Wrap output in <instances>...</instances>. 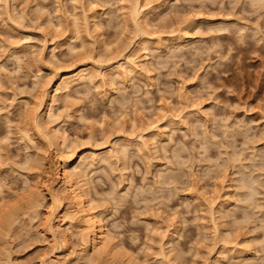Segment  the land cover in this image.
<instances>
[{"label":"rangeland","instance_id":"obj_1","mask_svg":"<svg viewBox=\"0 0 264 264\" xmlns=\"http://www.w3.org/2000/svg\"><path fill=\"white\" fill-rule=\"evenodd\" d=\"M56 135L105 256L50 199ZM0 264H264V0H0Z\"/></svg>","mask_w":264,"mask_h":264},{"label":"bare ground","instance_id":"obj_2","mask_svg":"<svg viewBox=\"0 0 264 264\" xmlns=\"http://www.w3.org/2000/svg\"><path fill=\"white\" fill-rule=\"evenodd\" d=\"M86 78L87 74L85 73V70H79L69 75H62L57 79L53 86L55 87L54 92H58L61 90L68 91L72 84L83 82L86 80ZM44 98L45 94L42 92L37 102L38 104L36 103V109L34 111L35 113H32L33 124L40 131L44 127L41 126L42 123L40 124V127L39 124H37V115H39L40 118L46 117L47 115V118L51 119L49 113H46V111L44 110ZM50 121L53 120L51 119ZM55 140L56 142H53L54 144H50L51 146L53 145V153H51L50 157L47 158V161L51 169L50 180L52 186L57 187L59 189L60 194L54 196L55 192H50V199L52 198L51 201L53 200L57 207L61 206L63 202H66L67 205L70 206L71 209H73L72 211L76 216V222L82 230L81 243L84 247V253L93 252L96 255L105 256L109 254L113 249V243L111 241V238L108 236L107 231L104 229V227L100 224L101 222L99 221V217L101 215H99V213H95L94 210H91L90 202L87 199L88 196L86 197V191L84 190L85 183L81 180L82 175L78 173L76 170L77 168H75L70 163V157H61L62 166L60 165V163H58L57 156H60V146L62 145L57 141V135L55 136ZM38 173L40 174V172ZM34 179H36V177ZM27 181H30V178ZM38 181H40V185H42L43 181H41V178ZM38 181L36 179V182L34 183L35 185L31 184L33 185L32 188H37V184L39 183ZM24 183L26 184V180L24 181ZM27 184H29V182H27Z\"/></svg>","mask_w":264,"mask_h":264}]
</instances>
